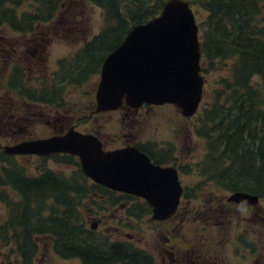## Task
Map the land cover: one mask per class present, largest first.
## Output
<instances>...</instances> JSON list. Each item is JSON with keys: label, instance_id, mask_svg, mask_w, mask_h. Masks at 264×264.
<instances>
[{"label": "trees", "instance_id": "16d2710c", "mask_svg": "<svg viewBox=\"0 0 264 264\" xmlns=\"http://www.w3.org/2000/svg\"><path fill=\"white\" fill-rule=\"evenodd\" d=\"M165 1L0 0V27L17 35L15 40L28 37L26 41L35 50L31 55L37 50L42 52L39 47L44 48L51 36L58 37L53 31L63 14L72 18L90 4L99 9L103 23L74 58L67 61V66L62 65L66 61L59 62L61 79L52 83L49 90L26 88L25 69L22 71L19 63H15L2 84L5 95L9 96L5 100L8 103L0 101V104L12 111L14 108L9 105L14 104L13 100L28 108L46 104L48 99L57 100L54 103L57 104L61 92L58 85H79L96 73L104 57L120 44L130 28L155 17ZM187 1L190 5L196 0ZM197 1L206 12L204 21L197 25L200 66L211 71L216 63L229 64L227 77L219 79L212 102L202 109L195 128V134L205 142V153L197 167L202 168L205 183L226 192L240 191L264 199V0ZM26 2L27 10L20 11ZM11 38L7 41L13 42ZM2 46H7V52L1 51L2 58H14L13 47L7 43ZM29 55V60L37 59V55ZM51 109L58 112L55 105ZM12 158L0 148V187L3 188L0 202L4 207L0 247L12 249V253L0 252V264H10V253L15 255L14 264H34L40 246L50 248L59 259L77 260V264H153L145 252L124 242L110 241L103 233L90 229L88 221L103 212L101 202L113 212L119 197L90 182L81 174L74 157H50L56 163L76 169L68 176L48 169L30 175ZM5 189L13 196L6 195ZM139 207V213L130 212L128 216L148 213L149 207Z\"/></svg>", "mask_w": 264, "mask_h": 264}, {"label": "rangeland", "instance_id": "374dc122", "mask_svg": "<svg viewBox=\"0 0 264 264\" xmlns=\"http://www.w3.org/2000/svg\"><path fill=\"white\" fill-rule=\"evenodd\" d=\"M187 1V0H186ZM188 2V1H187ZM189 3V2H188ZM24 3L19 10L26 11L27 5ZM87 6V5H86ZM190 9L193 13V17L197 25H200L205 17L206 12L201 9L198 1L190 4ZM18 14V9H17ZM69 19L70 22H69ZM59 25L52 26L57 31H53L58 37L51 36L44 50L39 52L38 50L30 57L37 55V59L31 58L29 60L28 53L23 54L22 58V42H26L28 37H21L22 42L20 45L21 51L17 56L10 60H4L0 56V101L5 102L8 97L5 95V90L2 84L5 83L8 73L14 68L15 63H19L20 67L25 69L24 72V86L28 89H50L52 83H57L61 78L58 76L61 72L59 69V62L66 61L62 65L67 66L74 56L83 48L84 44L89 42L91 38L102 28V17L98 8L88 4L87 8L79 15L69 18L66 14H63L59 18ZM63 30V32H61ZM18 39L17 35L6 29V27H0V48L7 52L6 47H3V43L6 40ZM29 41V40H28ZM19 49V50H20ZM2 54V53H1ZM3 57V54H2ZM34 59V60H33ZM29 61V63L25 62ZM228 62L216 63L215 67L211 71H205L201 65V76L204 79L203 84V96L201 103L199 104L196 113L190 117V119H184L179 114L177 108L170 105H163L157 107L142 108L137 111L135 117H123L119 112H107L96 116H89L90 108L94 105V92L99 78V69L96 73H90L89 77L85 79L79 85H63L61 88L60 101L54 104L55 99H48L45 103L35 106L33 108L25 107L21 102L13 100V111L8 106L0 104L2 111V118L0 119V148L4 146H11L15 143L29 140V139H46L51 135H54V129H63L67 131L73 128L80 133H91L99 137L104 142V147L107 150L121 147L125 144L135 141L136 145H143L152 155L156 158L158 153H164L167 156H171V161L176 162L178 167H197V164L201 161L205 153V142L202 138L195 134V128L199 125V117L202 114V109L207 107L212 102L213 91L218 88V81L221 78L227 77ZM96 65L94 66V69ZM98 68V67H97ZM54 101V102H53ZM53 102V103H52ZM55 105L58 108V112L53 111L51 108ZM61 119L56 123L54 118ZM17 118H20L17 120ZM19 122V123H18ZM15 123L17 126L12 127ZM18 128L20 131H17ZM13 130V131H11ZM59 132V131H58ZM56 134H59V133ZM54 156V155H52ZM49 157H20L15 156L12 158L14 163L25 168V171L30 175H38L42 169H48L56 174L68 176L76 169L71 165L59 164L54 162V158ZM2 164H0L1 166ZM187 172V173H186ZM179 180L182 186H186L185 199L186 203L184 209L179 215L178 223L174 226V230L184 235L185 240L189 242L193 239V233H191V226L194 228L197 226L194 223L192 216H197L196 213L190 211L199 210L201 212V196L196 200L188 201L190 192L188 188L192 185L193 188L202 187L205 194L215 193L216 196L225 194L226 191L220 188H212L213 184H204L199 173L189 172L182 169L179 173ZM207 182V181H205ZM215 186V185H214ZM0 187V192L2 191ZM5 194L9 196L11 193L9 189L4 190ZM187 192V193H186ZM13 196L12 194H10ZM96 202V201H94ZM205 199V203H206ZM102 203V204H101ZM101 211L95 218H91L88 221V226L92 222H97L95 231L97 233H103L110 241L126 242L125 236H132L129 239L130 246L136 249H145L152 254H155L154 246L159 244L158 241L164 240L167 237V231L164 230L159 223L149 220V216L144 214L142 217L130 218L126 216V213L118 206H115V211L109 210L106 203L101 202ZM130 207L131 213H139L137 210L141 208L138 205L128 204L127 210ZM108 208V210H106ZM106 210V211H104ZM248 217V213L246 214ZM4 216V207L0 202V222ZM101 216H103L101 218ZM198 217V216H197ZM184 218V220H183ZM189 218V219H188ZM248 219L254 225L250 236L253 240H262V248L258 251V261L260 264H264V199H259L257 207L249 213ZM188 220V221H187ZM212 220L210 212L205 210V221ZM186 221V222H185ZM227 222L226 220H224ZM180 222H183L180 224ZM238 221H231L232 226ZM198 223V222H197ZM244 229L249 227V223L246 221H240ZM227 226V225H226ZM239 226L236 225V228ZM206 229V227H205ZM217 231V229H214ZM239 233V230L233 231L229 234L227 242H230L223 251L214 252L216 259L221 264H250L251 259L248 250H244L245 240L235 243L234 238ZM207 234V233H205ZM197 236L202 239V234L197 233ZM128 237V238H130ZM173 238L171 237L170 240ZM205 241H207L205 239ZM126 244H128L126 242ZM166 244V243H165ZM201 247V246H200ZM1 248V247H0ZM164 248V247H163ZM169 247H167L168 250ZM165 249V248H164ZM189 249V248H188ZM207 250L205 242V253ZM2 254L12 253L11 246L3 247L0 249ZM10 253V264H14L15 255ZM168 253V251H167ZM164 253V254H167ZM206 256V254H205ZM204 263L203 261H199ZM77 260H62L57 258L50 248H43L40 246L39 254L34 264H77ZM6 264V263H4ZM205 264H210L207 260Z\"/></svg>", "mask_w": 264, "mask_h": 264}, {"label": "water", "instance_id": "95a60500", "mask_svg": "<svg viewBox=\"0 0 264 264\" xmlns=\"http://www.w3.org/2000/svg\"><path fill=\"white\" fill-rule=\"evenodd\" d=\"M198 28L186 0H167L158 15L135 24L102 61L94 92V113L118 110L122 105H173L191 117L203 95ZM7 156L66 154L77 159L81 173L111 191L143 199L151 219L159 221L175 210L180 187L175 169L153 165L134 147L103 150L92 134L68 129L46 139L21 141L1 147ZM237 204L258 201L256 195L233 192ZM97 222L90 224L95 229Z\"/></svg>", "mask_w": 264, "mask_h": 264}, {"label": "flooded vegetation", "instance_id": "af4514ba", "mask_svg": "<svg viewBox=\"0 0 264 264\" xmlns=\"http://www.w3.org/2000/svg\"><path fill=\"white\" fill-rule=\"evenodd\" d=\"M21 40H13V42H9V41H5L4 43H7L8 45H11L13 47V49L11 48L12 51H14V55L18 54L19 51H21L20 49V45H21ZM37 46V45H36ZM22 51L23 53H30V55L35 51L33 50V44L30 43V41H26L25 43L22 42ZM20 49V50H19ZM31 49V51H30ZM39 49L41 51L44 50V48L39 47ZM2 49L0 48V56L2 58V54H1ZM7 56V55H6ZM23 54L20 56V58H22ZM5 60V59H4ZM1 65V62H0ZM1 71V70H0ZM150 107H157V106H153V105H141L139 108L137 109H131L128 108L124 105H122L118 110H116L117 112H119V114H122L123 117H135L134 114L137 113V111L142 110V108H145L147 110V108ZM174 107V106H173ZM1 108V106H0ZM91 110H93V106L90 108ZM178 110V109H177ZM115 111V112H116ZM1 112V109H0ZM179 112V110H178ZM90 114L87 116H96L98 114H94L93 111L89 112ZM180 114V112H179ZM1 116V113H0ZM182 117V116H181ZM184 118V117H182ZM20 118H17V120H19ZM184 119H190V118H184ZM54 122L58 123L61 121V119L58 118H54L53 119ZM19 123V122H18ZM18 123H15L13 125L17 126ZM17 131H20V129L18 128ZM54 131V135H60L62 133H64L65 131L63 129H58V131H56L55 129ZM59 134H56V133ZM53 136V135H51ZM99 138V137H98ZM101 144H102V148L103 150H107L104 147V142L99 138ZM134 147L136 148L138 151L142 152L143 154H145L149 161L153 164V165H157L160 167H171L173 169H175L176 171V177L179 183V187H180V195L178 198V202L176 205V208L174 210V212L167 217L166 219L163 220H157L154 221L151 219V208L149 207V205L141 198H137L128 194H123V193H118V192H112V194H115L116 196L119 197L118 199V203L117 205L126 213V216H128V214L130 212H132L130 210V207L127 210L128 204L131 203L132 205H138V206H142V205H146L147 207H149L148 209V213L147 215L149 216V220L151 219L152 222H156L159 223L161 225V227L164 230H168L167 231V237L164 238V240H160L158 241L159 244H156V246H154V251L155 254L152 252V254L150 252H148L145 249H139L140 251L145 252L146 254H148L151 258H152V262L153 264H205V262L207 260L210 261V264H221V262H219L216 259V256L214 255V252H220L223 251L225 249V247L230 243L227 242L228 238H229V234H231L233 231L235 230H239V233L235 236L234 238V242L238 243L241 242V240H245V249L244 250H248L251 262L250 264H260L261 262L258 261V251L262 248V240L259 241V239L257 240H253L250 236V232L252 233V229L254 228V225L251 223L249 218V213L252 212L258 205V201L254 204H248V209H247V213H248V217L247 215H243L240 212L237 211V203L233 202V201H229L228 198L231 195V193L233 192H225V194H221L219 196H216L215 193H208L205 194V191L202 189V187L199 188H193L192 185L188 188L190 192V197H188V201L190 202L191 200H196L198 199L199 196L203 197L200 199L201 202V212H199V210L196 211H190V214L196 213V215L198 216H192L193 217V222L197 224V226L194 228L193 226H191L190 230L191 233H193V239L189 242V240H185L184 239V235L181 234L180 232L174 230V226L179 222V215L182 212V210L184 209V205L186 203V199H185V189L186 186H182L179 180V173H181L182 169L184 170H188L189 172H196L199 173L200 175L202 174V168H198V167H178V165L176 164V162L171 161V156H167L164 153H158L156 158H153V155L143 146V145H136V142L133 140L128 144H125L121 147L115 148V149H121L124 147ZM115 149H111V150H115ZM173 159V158H172ZM187 173V172H186ZM202 181L205 184H212V183H205L204 178L202 177ZM185 188V189H184ZM212 188H218L216 185L214 186V184L212 185ZM187 193V192H186ZM253 195V194H252ZM205 199H206V203H205ZM210 212V217L212 218V220H207L205 221V210H207ZM116 210V209H115ZM114 210V211H115ZM143 215H139L137 218L142 217ZM130 218H134V217H130ZM189 219V218H188ZM184 220V218H183ZM224 220H226L227 222H225ZM188 221V220H187ZM231 221H238L234 223V226H232ZM240 221L243 222H247L249 223V227L247 229H244L243 226L241 225ZM186 222V221H185ZM198 222V223H197ZM183 222H180V224ZM227 225V226H226ZM236 225L239 226L238 228H236ZM206 227V229H205ZM214 229H217V231H214ZM263 230H264V225H263ZM197 233L202 234V239H200L197 236ZM207 233V234H205ZM130 236H125V241L128 243V245H131L128 241L129 239L132 238V236L130 238H128ZM173 238L172 240H170V238ZM205 239L207 241H205ZM124 242V243H126ZM205 242H206V246H207V250L205 253ZM166 243V244H165ZM201 246V247H200ZM165 249H164V248ZM167 247L168 250H167ZM189 248V249H188ZM168 251V253H167ZM167 253V254H164ZM206 254V256H205ZM204 263H201L199 261H203Z\"/></svg>", "mask_w": 264, "mask_h": 264}, {"label": "clouds", "instance_id": "9594fccd", "mask_svg": "<svg viewBox=\"0 0 264 264\" xmlns=\"http://www.w3.org/2000/svg\"><path fill=\"white\" fill-rule=\"evenodd\" d=\"M237 211L240 212L243 215L247 214V209H248V202L246 200L240 201L239 204H237Z\"/></svg>", "mask_w": 264, "mask_h": 264}]
</instances>
